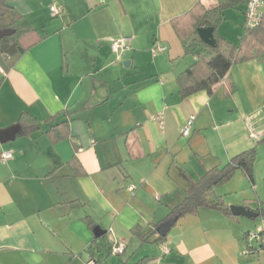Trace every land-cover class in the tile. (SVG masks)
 I'll use <instances>...</instances> for the list:
<instances>
[{
  "label": "crops",
  "instance_id": "obj_1",
  "mask_svg": "<svg viewBox=\"0 0 264 264\" xmlns=\"http://www.w3.org/2000/svg\"><path fill=\"white\" fill-rule=\"evenodd\" d=\"M6 3L22 18L19 28L43 40L8 72L0 65V156L13 155L0 159V264H264L262 241L249 239L264 232V219L202 208L179 220L164 244L133 233L163 223L206 171L264 139V54L233 67L234 93L224 81L213 96L179 95L178 78L198 57L173 20L197 4L223 8L217 33L239 45L247 0ZM120 37L131 38L132 49L116 54ZM156 44L167 51L154 56ZM25 113L43 130L2 141ZM191 117L193 133L184 138ZM66 121L70 137L54 143L46 132ZM262 172L255 163V178ZM260 190L238 171L215 193L256 212ZM104 240L124 243L125 253L109 255Z\"/></svg>",
  "mask_w": 264,
  "mask_h": 264
},
{
  "label": "trees",
  "instance_id": "obj_2",
  "mask_svg": "<svg viewBox=\"0 0 264 264\" xmlns=\"http://www.w3.org/2000/svg\"><path fill=\"white\" fill-rule=\"evenodd\" d=\"M22 18L7 5L6 0H0V31H10L9 36L0 39V65L5 72L13 69L22 56L38 45L43 39L34 29L22 31L18 23ZM224 21L223 8L207 11L203 6L197 4L193 10L186 15L173 20L174 29L187 47L188 53L196 54L197 62L178 78L179 95L182 100L205 92L213 96L216 87L226 81L232 93L235 85L230 81V73L234 66L257 59L264 54V18L261 25L255 29H246L244 38L239 45H234L219 37L218 26ZM213 28L215 46L205 44L199 37L198 29ZM20 128L17 136H32L43 130L42 124L27 113L21 116ZM47 136L54 142H60L70 137L68 122L53 126L46 132ZM2 141H5L2 139ZM264 143V139L247 151L233 157L223 167H216L206 171L201 179L193 183L187 192L186 199L175 207L165 221L153 230L142 234L133 230L143 243H148L156 238L154 243L164 244L167 242L169 232L182 218L197 216L202 208L220 211L231 218L230 207L221 197L215 193V189L222 187L234 178L238 171L243 172L252 188H255L254 167L257 160L258 146ZM259 206L256 210L257 219H264V202L256 201ZM255 219V220H257ZM261 249H264V233L261 234ZM105 248L109 255L112 254V245L104 240ZM97 248L93 243L90 251ZM149 260L144 259L137 264H146Z\"/></svg>",
  "mask_w": 264,
  "mask_h": 264
},
{
  "label": "built area",
  "instance_id": "obj_3",
  "mask_svg": "<svg viewBox=\"0 0 264 264\" xmlns=\"http://www.w3.org/2000/svg\"><path fill=\"white\" fill-rule=\"evenodd\" d=\"M51 11L54 15L60 14V10L54 5L51 7ZM264 18V0H247L246 10H245V27L246 29H255L259 27ZM132 49V40L129 37H120L115 39L112 42V50L116 54H122L128 52ZM167 48L164 45L156 44L152 47L151 53L156 56L161 53H165ZM157 121H162V117L155 118ZM195 117H191L188 122L184 125L182 129V136L184 138L191 137L193 133V122ZM13 158L12 153H3L0 156L1 162L6 164ZM136 186L131 185L129 187V191H136ZM264 232H257L249 235V239L252 242L260 243L262 240L261 234ZM126 251V245L124 243H115L112 245V255L114 256H122ZM249 252V251H248ZM247 252V253H248ZM88 264H95L93 260H91Z\"/></svg>",
  "mask_w": 264,
  "mask_h": 264
},
{
  "label": "water",
  "instance_id": "obj_4",
  "mask_svg": "<svg viewBox=\"0 0 264 264\" xmlns=\"http://www.w3.org/2000/svg\"><path fill=\"white\" fill-rule=\"evenodd\" d=\"M11 34L10 31H0V39L9 36ZM198 34L200 39L207 45L213 47L216 44L214 39V29L213 28H200L198 29ZM20 132V128H16L14 131H10L8 135H5L1 139H5L6 141H13L16 138V135ZM231 213L235 217H243L250 220H255L258 218V214L255 211L247 209L246 207H237L231 206L230 207Z\"/></svg>",
  "mask_w": 264,
  "mask_h": 264
},
{
  "label": "rangeland",
  "instance_id": "obj_5",
  "mask_svg": "<svg viewBox=\"0 0 264 264\" xmlns=\"http://www.w3.org/2000/svg\"><path fill=\"white\" fill-rule=\"evenodd\" d=\"M260 163H263L264 165V150H260V152H258L257 154L256 164L258 165V167ZM255 186L261 189L260 192H264V172L257 174V177L255 178Z\"/></svg>",
  "mask_w": 264,
  "mask_h": 264
}]
</instances>
